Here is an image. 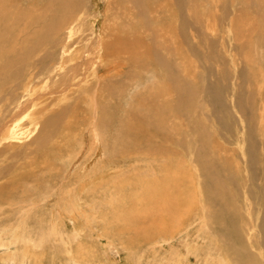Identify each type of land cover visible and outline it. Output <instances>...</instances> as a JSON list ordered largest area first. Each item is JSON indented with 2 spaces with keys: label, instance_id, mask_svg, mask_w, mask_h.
Masks as SVG:
<instances>
[{
  "label": "rangeland",
  "instance_id": "obj_1",
  "mask_svg": "<svg viewBox=\"0 0 264 264\" xmlns=\"http://www.w3.org/2000/svg\"><path fill=\"white\" fill-rule=\"evenodd\" d=\"M167 1L73 0L75 3L68 1L62 8L59 0H0V12L5 13L0 16V123L20 106L33 104L35 111L21 121L24 114L15 118L20 126L30 128L20 138L7 137L10 128L0 129V264H264V0H171L172 9L166 7ZM127 8L134 12L130 18ZM173 10V29L169 30L174 32L167 34L162 23L169 21ZM9 16L15 27L8 23ZM75 17L78 19L70 24ZM159 18L163 19L161 24ZM129 21L132 28L147 32L140 38L160 66L154 61L151 67L145 58L135 56V46L128 43L127 26L123 34H116L115 53L111 51L113 45H108V66L105 60H99L97 40L102 36L107 39L111 24L121 29ZM68 28L74 29L72 38L67 35ZM81 45H87L84 49L92 55L89 61L76 54L73 58L72 50ZM165 46L171 48L169 54ZM62 50L61 70L47 77L46 70L57 65ZM85 62V69H96L94 76L90 75L94 80L87 81L80 71ZM163 64L171 73L174 86L180 87L183 100L187 94L184 101L191 108L183 107L180 115L169 119L174 125L176 120H182L174 131L152 122L156 128L151 138L159 139L144 141L143 136H136L138 146L144 143L142 148L153 141L148 153L137 156L132 146H126L133 131L130 122L134 116L151 118V99L164 91L153 88L151 82H162ZM72 66L80 69H70ZM62 75H76L81 85L77 89L73 85L75 92L66 100H52L60 96V92L53 91ZM28 79L30 93L24 91L28 89L24 86ZM120 86L125 88V94L118 106L107 111L109 121L106 112H96L100 124L97 128L106 136L95 142L90 132L94 119L90 116L94 113L90 115L81 87L96 91L107 87L109 96L111 90ZM96 93L99 95L100 91ZM71 107L78 108L76 116L68 112ZM159 131L172 138L173 144L165 139L166 143H161L164 141ZM114 137L118 150L122 144L125 146L120 154L109 147ZM184 140L188 146L193 145L189 152L202 166V175L197 166L185 165L190 154L182 153V160L175 155L176 150L180 151L179 144L184 147ZM204 157L214 159L215 170L205 165ZM102 161L106 169L91 172ZM181 162L187 180L194 182L193 173L198 174L200 187L210 185L216 175L226 179V189H218L228 190L231 195L233 205L229 212L223 211L222 199L215 196L217 193L212 194L216 188L210 186L201 194L207 197L204 204L212 209H207L208 217L191 216L187 220L190 223L180 224L173 232L150 241L132 239L133 232L136 234L143 224V228L151 224L150 216L140 212L147 217V223L143 219L140 222L133 210V220L122 219V209L134 207V197L141 196L143 180L138 178L135 186H128L123 180L116 188L111 186L114 178L138 166L157 177L162 169ZM89 174H93L91 179L82 178ZM192 184L187 183L195 192ZM188 201L180 207L187 209ZM130 221L134 224L129 226Z\"/></svg>",
  "mask_w": 264,
  "mask_h": 264
},
{
  "label": "bare ground",
  "instance_id": "obj_2",
  "mask_svg": "<svg viewBox=\"0 0 264 264\" xmlns=\"http://www.w3.org/2000/svg\"><path fill=\"white\" fill-rule=\"evenodd\" d=\"M6 1V0H5ZM60 2H59V4L58 5H60L62 8L63 7H65V6H67L66 5V3L69 1V3L71 4V3H75V2H73V0H59ZM133 1H135V0H133ZM144 1H146V0H144ZM165 1V0H164ZM178 1V0H177ZM180 1V0H179ZM142 2H143V0H142ZM151 2V1H150ZM6 3V2H5ZM153 3V2H152ZM166 3V2H165ZM174 3H175V1H174ZM107 4V3H106ZM127 4H129V3H127ZM133 4H135L134 2H133ZM137 4V3H136ZM176 4V3H175ZM131 5V4H130ZM129 5V6H130ZM134 6V5H133ZM143 6H144V4H143ZM169 7L170 9H172L173 8V6H172V2H171V0H168L167 1V4H166V7ZM4 7V6H3ZM179 7V6H178ZM189 6H187V8H188ZM69 8H72L71 6L69 7ZM131 8V7H130ZM130 8H127L128 10V17L131 15V17H132V14L134 13H132V11H131V9ZM163 8H165V5L163 6ZM186 8V9H187ZM73 9H75V7L73 8ZM133 9V8H132ZM189 9V8H188ZM187 9V10H188ZM10 10V9H9ZM2 11V10H1ZM12 11V10H11ZM15 11V10H14ZM178 11V10H177ZM177 11L175 12V13H177ZM186 11V10H185ZM18 11H15V14L16 15H18V16H20L19 15V13H17ZM149 12V11H148ZM151 12H154V10L153 11H151ZM150 12V14H152ZM169 12V11H168ZM67 13V12H66ZM147 13V12H146ZM148 14H146V16H147ZM0 16H5V13H3V12H0ZM8 16V15H7ZM14 16V15H13ZM150 16V15H149ZM10 17V16H9ZM174 17V10L172 11V13L170 14V17H169V21L168 22H166L165 24L164 23H162L161 21L163 20H161L160 21V18H159V21L160 22H158V24H161L162 23V26H163V28H162V30L164 31V33H173L174 31H170L169 30V28H171L170 26V23H171V18H173ZM104 18H106V17H104ZM130 18V17H129ZM162 18V17H161ZM3 19V18H2ZM78 19V17H75L74 19H71L70 20V24H74V22L76 21ZM9 20V19H8ZM136 20V19H135ZM3 21V20H2ZM13 21L14 20H12V16L10 17V21L8 22V23H12V26L13 27H15L14 25H13ZM60 21V20H59ZM104 21V20H103ZM102 21V22H103ZM143 21V20H142ZM109 22V21H108ZM108 22H107V24H108ZM130 22L131 21H129V24H125V26H123V27H121V29L114 23V24H111L110 26H113V27H111V29L109 30V32H108V37H106L107 39H103V36L101 37V38H99L100 40H97L98 41V45L96 46L95 45V47H96V49L99 51V60L101 59V60H105L106 61V63H107V66H108V64H109V62L110 61H108L107 60V56L109 55V52H110V50L108 49V45L109 44H111V46L113 45V49L111 48V51L113 50L114 52L113 53H115L116 52V50H118V48L116 47V39H117V33H121V34H123L124 33V31H125V27L127 26L128 27V30L126 29V31H127V36L128 37H130V39L128 38V43H130L132 46H135L134 47V54H135V56H137L138 55V57L137 58H139V57H143V58H145V60H147L150 64H151V67H153V65H154V61L156 62V64L157 65H159L158 63H157V59L158 58H155V57H153V54H152V52L147 48V45L145 44V43H143V39L141 40V38H140V36L141 35H143V34H146L147 35V32L145 31L144 32V30H140V28H132L131 27V24H130ZM132 22H134L135 23V21H133V19H132ZM121 25H124L123 24V22H119ZM118 23V24H119ZM137 23V22H136ZM4 24V23H3ZM58 24L60 25V22H58ZM62 24H66V22L65 21H62ZM61 24V25H62ZM133 24V23H132ZM148 24V23H147ZM164 24V25H163ZM4 25H6L7 26V24H4ZM102 25H104V24H102ZM109 25V24H108ZM140 25V24H139ZM143 25V24H142ZM64 26V28L66 27L65 25H63ZM161 26V27H162ZM11 27V26H10ZM143 27V26H142ZM160 27V28H161ZM8 28H9V26H8ZM56 28V27H55ZM54 28V25L52 26V29H55ZM58 28V27H57ZM158 28V27H157ZM237 28V27H236ZM154 29H156V27H154ZM159 29V28H158ZM171 29H173V27L171 28ZM74 29L73 28H68V30H67V35H68V37H71L72 38V34H71V32L73 31ZM91 30V29H90ZM146 30V29H145ZM160 30V29H159ZM158 30V31H159ZM161 30V31H162ZM121 31V32H120ZM157 31V30H156ZM155 31V32H156ZM160 31V32H161ZM59 32V31H58ZM94 32V31H93ZM65 33H66V31H65ZM91 33V32H90ZM93 34V33H92ZM92 34H89L90 36L92 35ZM151 34H153L152 32H151ZM106 35V34H105ZM61 36H62V33L59 35V39H61ZM93 36V35H92ZM91 36V37H92ZM101 36V35H100ZM173 36H174V34H173ZM177 36V35H176ZM89 37V36H88ZM153 37V36H152ZM178 37V36H177ZM9 39H10V37H9ZM144 39H145V37H144ZM173 40H175V37H173L172 38ZM84 40H87L86 39V37H85V39ZM89 40V39H88ZM96 41V42H97ZM148 41H150V40H148ZM86 42V41H85ZM88 42V41H87ZM86 42V43H87ZM155 42H158V39L157 40H155ZM17 43V41L15 42V44ZM83 43V42H82ZM159 43H161V42H159ZM63 44V43H62ZM150 44V43H149ZM158 45V44H157ZM181 45V44H180ZM38 46V45H37ZM64 46V45H63ZM87 45H81V47H80V49H73L72 50V53H73V58H75L76 56H75V54L76 55H78V58H80V59H86V60H90V58L92 57V55H91V53H90V51H89V49H84L85 47H86ZM160 46V45H159ZM176 46V45H175ZM179 46V45H178ZM78 47V46H77ZM143 47H144V49H143ZM152 47V46H151ZM162 47V46H161ZM183 47V46H182ZM94 48V47H93ZM154 47H152V49H153ZM163 48H165V52H167V54H169L170 52H171V50H169V49H171V48H168L167 46H165V47H163ZM177 48V47H176ZM186 49V48H185ZM175 50V49H174ZM177 50V49H176ZM153 51V50H152ZM88 53H90L89 55H88ZM179 53H181V52H179ZM178 52H177V54H179ZM15 54V53H14ZM156 54V53H155ZM159 54V53H158ZM177 54H175V55H177ZM12 55V54H11ZM63 55H64V51L62 50L61 51V55L58 57V59H59V61L57 62V65H55V63H56V61L53 63V64H51V67H53L54 65V67L52 68V69H47L46 70V73L48 74L47 75V77H51V75H53V73H57V72H59L60 70H61V64H60V62L61 61H64V58H63ZM111 55V54H110ZM114 55V54H113ZM113 55H111V56H113ZM97 56V55H96ZM164 56V55H163ZM178 56V55H177ZM181 56V55H180ZM157 57V56H156ZM173 57H175V56H173ZM151 58H152V60H151ZM140 59H142V58H140ZM166 59V58H165ZM55 60V59H54ZM111 60V59H110ZM137 60H139V59H137ZM142 60H144V59H142ZM53 61V60H52ZM79 61V60H78ZM140 61V60H139ZM94 62H96V61H93L92 63H94ZM98 62V61H97ZM103 62V61H102ZM111 62H113V59L111 60ZM135 62H138V61H135ZM101 63V62H100ZM161 63V62H160ZM64 64V63H63ZM145 64H147V63H145ZM149 64V65H150ZM93 65V64H92ZM143 65H144V62H143ZM164 65V64H163ZM87 66H88V64H87V62H85L84 64H83V68L84 69H81L80 71L82 72L83 71V76H85L86 77V80L87 81H89L90 79L91 80H94L95 78H93V77H91V76H94V72H95V70L96 69H85V68H87ZM138 66V65H137ZM147 66V65H146ZM160 66V65H159ZM165 66V65H164ZM89 67H92V66H89ZM140 66H138V68H139ZM167 66H165V69H163L162 71H163V76H162V82L159 84V85H156V84H154V82L152 81L151 82V84H152V86H153V88H155V89H160V88H163L164 89V91L162 92V93H160V94H157V95H154L153 97H152V99H151V105H152V107H153V114H152V116H151V118H149V119H139V118H137V116H134L133 117V119L131 120V122H130V126L132 127V129H133V131H132V133H131V138H130V140L126 143V146H132L133 147V150H134V153L137 155V156H140V154L143 152V153H148L149 151H150V147H151V144L153 143V141H155V140H157V139H159V138H151V137H153L154 135H155V133H154V131H155V128H156V126H155V124L158 126V127H160L161 129H166L167 131H174V130H176V128H178L179 126H180V122L182 121V120H176V123H175V125L173 124V123H171L170 122V120L169 119H171V121H172V118L173 117H177L178 115H180L181 114V108H183V107H187V108H191V106L189 105V104H187V103H185V101H187V99H188V96H187V94L185 93L184 94V100H183V98L180 96V87H176V86H174V81H173V78H172V75H171V73H168V70H167V68H166ZM96 68V67H95ZM142 68V67H141ZM186 68V67H185ZM70 69H80V67H78V66H72ZM143 69V68H142ZM150 69V68H149ZM86 70H88V73L86 72ZM152 70V69H151ZM152 71H154V69L152 70ZM161 71V72H162ZM185 72V71H184ZM153 73V72H152ZM155 73V72H154ZM91 75V76H90ZM152 77H153V79H152V77H151V79L152 80H156V78H155V76H154V74H150ZM181 75V74H180ZM174 77V76H173ZM186 77V76H185ZM133 79H135V77L133 76L132 77ZM132 79V80H133ZM160 79V80H161ZM181 79V78H180ZM184 79V78H183ZM189 79V78H188ZM136 80H137V78H136ZM180 81V80H179ZM181 82H182V80H181ZM184 82V81H183ZM30 83V79H28V83L27 84H24V86H27L28 84ZM180 83V82H179ZM57 84L59 85L58 86V88L55 90V91H53V92H60V96L59 97H53V98H51L52 100H57V101H60L61 99L62 100H66L67 98H68V95H70L71 93H73V92H75V90H74V88L72 87L73 85L76 87L75 89H77V87H79L80 85H81V80H79V77H76V75H72V76H65V75H62L60 78H59V81L57 82ZM181 84V83H180ZM185 84V83H184ZM23 86V87H24ZM88 86H90V85H88ZM181 86V85H180ZM186 86V85H185ZM93 87V86H92ZM121 87V86H120ZM120 87H117V88H120ZM125 87V86H124ZM187 87H189V86H187ZM26 88H28V89H25V87H24V91L25 92H27V93H30V90H31V88L29 87V86H27ZM82 89H83V99H84V101L85 100H87V104L90 106V111H89V113H90V115L92 114V113H94L93 115H91L90 117H94V119H91V123L92 124H90V126H91V133H92V135L94 136L93 138H94V141L96 142V140H97V138L99 139V137H101V136H106V134H104V132L101 130V129H98L97 127L100 125L99 124V122L98 121H96V119L97 118H95V116H96V112H99V113H105L106 112V118H107V120H108V115H107V111H111V110H113L116 106H118L119 105V103H120V101H121V99H122V97L124 96V94H125V88H123V87H121V89H118L117 90V88L115 89L116 91H110V93H109V96H108V91H106V89H107V87H103V89H101V90H99L100 91V93H98L99 95H97V93L96 92H99V91H96L97 89H92V88H87V87H81ZM95 88V87H94ZM97 88V87H96ZM111 89V88H110ZM105 92H104V91ZM188 90V89H187ZM101 91H103L102 93V95H101ZM22 93V92H21ZM32 93V92H31ZM17 96V95H16ZM21 96V95H20ZM102 96H105L106 97V99L105 100H99V98L101 99V97ZM20 98V97H19ZM28 99V98H27ZM76 100V99H75ZM78 100H79V97H78ZM77 100V101H78ZM16 101V100H15ZM83 101V102H84ZM20 102V101H19ZM30 102H33V101H31V99H30ZM13 103V102H12ZM27 103H28V101H27ZM56 103V102H55ZM61 103H63V102H61ZM73 103H74V100H73ZM11 104V103H10ZM11 108V107H10ZM15 109V108H14ZM158 109H159V111H158ZM65 111H66V113H67V110L66 109H64ZM69 110L70 111H68V112H70L71 114H73V115H77V113H78V108L76 107V108H74V107H71V108H69ZM15 111V110H14ZM62 110H60V113H63V112H61ZM65 111H64V113H63V115H65ZM55 112V111H54ZM57 112V111H56ZM157 113V114H154V113ZM183 112V111H182ZM185 112V111H184ZM12 113V112H11ZM60 113H59V115H60ZM18 114H24V116L22 117V118H20V121L22 120V119H26L27 118V116H29L30 114H35V111H34V108H33V104H31V107H27L26 105H24V106H20V109H18V111L17 112H13V114H12V116L8 119V120H6L4 123H0V129H4V128H10L9 130H8V134H9V136H7V137H12L14 140H15V138L17 137V138H20L21 136H19V135H22V134H24V133H28L29 131H30V128L29 127H22V126H20L21 124H18V122H16V120H15V118L18 120V118H17V115ZM187 114V113H186ZM53 115V114H52ZM66 115H70V114H66ZM84 115V114H83ZM71 116V115H70ZM75 116H74V120L75 121H77L76 120V118H75ZM104 116V117H105ZM170 116V118H168ZM51 117V116H50ZM67 117H69V116H67ZM78 117H79V114H78ZM83 117V116H82ZM85 117V116H84ZM186 117V116H185ZM187 117H188V115H187ZM48 118V117H47ZM55 118H57L56 117V115H55ZM80 118V117H79ZM191 118V117H190ZM31 119H32V117H29L28 118V120L29 121H31ZM65 119V118H64ZM69 119V118H68ZM99 119V118H98ZM48 120H50V119H48ZM56 120V119H55ZM66 120V119H65ZM154 120H156V121H154ZM52 121V120H51ZM109 121V120H108ZM190 121H191V119H190ZM57 122V121H56ZM66 122V121H65ZM73 122V121H72ZM78 122H79V120H78ZM152 122H154V123H152ZM31 123H33V124H35V121H31ZM67 124L69 123V122H66ZM75 123V122H74ZM37 124V123H36ZM43 124V123H42ZM44 124H45V122H44ZM51 124V123H50ZM73 124V123H72ZM47 125V124H46ZM188 125V124H187ZM192 125V124H191ZM108 126H109V123H108ZM107 126V127H108ZM200 126V125H199ZM44 127V126H43ZM46 127V126H45ZM120 127H121V125H120ZM17 128L19 129V132L17 131ZM54 128V127H53ZM122 128V127H121ZM193 128V127H192ZM47 129V128H46ZM49 129H50V127H49ZM55 129V128H54ZM53 129V130H54ZM58 129V128H57ZM75 130V129H74ZM118 130V129H117ZM54 131H56V130H54ZM77 131V130H76ZM75 131V132H76ZM101 131V132H100ZM50 132V131H49ZM60 132V131H59ZM64 132V131H63ZM65 134H67V129H66V131L64 132ZM159 133H160V138H161V140H163L164 141V139L165 140H167V141H169V144H173V141H172V138H170V137H166V135H165V132H163V131H159ZM7 134V135H8ZM61 134V133H60ZM114 134V133H113ZM112 134V135H113ZM117 134V133H116ZM141 134V135H140ZM56 136H58L57 134H55ZM75 135V134H74ZM115 135V134H114ZM119 135V134H118ZM117 135V136H118ZM143 136L144 137V141H148L149 139L150 140H153V141H151L150 142V145H148L147 147L145 146V147H140V146H143L144 145V143L142 144V145H139L138 146V141H137V139H135L136 138V136ZM50 136V135H49ZM51 136H53V135H51ZM63 136V135H62ZM138 136V137H139ZM3 137H5V136H3ZM2 137V138H3ZM7 137H5L6 138V140H7ZM68 137V136H67ZM119 137V136H118ZM137 137V138H138ZM159 137V136H158ZM16 138V139H17ZM53 138V137H52ZM64 138V137H63ZM66 138V137H65ZM108 138V137H107ZM112 138H113V136H112ZM111 138V139H112ZM141 138V137H140ZM50 139V138H49ZM67 139V138H66ZM117 138H115L114 137V141L112 142V145L110 146L109 145V147H111L112 148V151L113 152H117V153H121L120 152V150L122 149V148H124L125 146H123V144L121 145L122 147L118 150V148H117V145L119 144V143H117V140H116ZM205 139V138H204ZM3 140V139H2ZM5 140V139H4ZM65 140V139H64ZM101 140V139H100ZM104 140L106 141L107 139L104 137ZM179 140V139H178ZM57 141H58V139H57ZM121 141V140H120ZM140 141V140H139ZM205 141V140H204ZM1 142V141H0ZM52 142V141H51ZM50 143V142H49ZM67 143H69V142H67ZM71 143V142H70ZM108 143H109V141H108ZM161 143H166L165 141L164 142H161ZM200 143V142H199ZM201 143H202V141H201ZM35 144V143H34ZM110 144H111V142H110ZM57 145H59V144H57ZM99 144L98 143H96V146H98ZM125 145V144H124ZM55 146V145H54ZM120 146V145H119ZM181 146L182 145H180L179 144V149H180V151L179 152H177V150L175 151V155L177 156V157H179V159L180 160H182L183 159V155H182V153H188V154H190L191 155V153L189 152V146H188V144L185 142V140H184V147H182L181 148ZM193 146V145H192ZM192 146H190V147H192ZM195 146V145H194ZM46 147H48V145L46 146ZM213 147V146H212ZM64 148V147H63ZM7 149V148H6ZM106 150H107V148H106ZM109 150V149H108ZM211 150V149H210ZM111 151V152H112ZM208 151V150H207ZM40 152V151H39ZM203 153L204 152H206L205 150L204 151H202ZM197 153V152H196ZM210 153V152H209ZM102 154V153H101ZM206 154V153H205ZM38 155V154H37ZM41 155V154H40ZM68 155V154H67ZM187 155V154H186ZM209 155V154H208ZM207 155V156H208ZM211 156H212V153L210 154ZM113 156H114V154H113ZM120 156V155H119ZM118 156V157H119ZM195 156V155H194ZM203 155L201 154V156H198V158L199 157H202ZM206 156V157H207ZM39 158H40V156H38ZM48 157V156H47ZM46 157V158H47ZM53 157V156H52ZM122 157V156H121ZM124 157V156H123ZM206 157H204V158H202V160L203 159H205L204 161H206L207 160V158ZM210 157V156H209ZM111 158H112V156H111ZM195 158V157H194ZM193 157H192V155L189 157V159L188 160H186V163H185V165L187 166V167H190V164H192L193 166H197V169L199 170V172L201 173V175H202V166L200 165V163L198 164L197 162H196V160L194 159ZM197 158V159H198ZM122 159H124L123 161H125L126 160V158L124 157V158H122ZM49 160V159H48ZM121 160V159H120ZM47 161V160H46ZM46 161H44V162H46ZM99 161H101L100 159H99ZM217 162V161H216ZM52 164V163H51ZM84 164V163H83ZM87 164V163H86ZM120 164H123V163H120ZM119 164V165H120ZM182 164H184L183 162H181V163H178L176 166H174V167H172V166H169V167H167V168H164V169H162V174L161 175H159V176H157V177H155V176H151V174H149V172H148V170H144V171H142L141 170V167L140 166H138L137 168H133L132 170H127L124 174L125 175H121L119 178H116L115 176H113V177H115L117 180L115 181V178H114V182H112L111 183V186L112 187H115L116 186V188H118L119 187V184H120V182H122L123 180H126V182H127V184H128V186H135V183L137 182V180H138V178H141L143 181H142V187H141V196H139V197H134V207H129L128 209H122V217H124V218H122L125 222H128L129 220H131L133 217H135V215L134 214H132V210L134 211V213L135 214H137V216H138V220L140 221V222H142V219L144 220V221H146V218L147 217H143V214H145V215H147L149 218H148V220H149V223H151V224H149V227H147V228H143L144 226H145V224H143L144 226H142V229L140 230V228L137 230L138 232L137 233H139V234H135V232H133L134 231V229H132L131 227V230H132V232H133V234L131 235V237H132V239H143V240H152L153 238H156L157 236H159V235H164L165 236V234H167L166 232H169V231H172L173 232V230L174 229H176L177 227L179 228V227H181V226H179L180 224L181 225H184V224H186L187 223V220L191 217V218H193V217H202V216H207L208 215V212H207V209H210L209 208V206H206L204 203H205V201H207V197H205L204 195H201L203 192H204V190H209V189H211V188H216V189H214V192L212 193V194H216L215 196H219L221 199H222V203L225 205V210H223V211H227L228 210V208L229 207H232V205H233V203H232V198H231V195H230V193L228 192V190H226V191H221L220 189L221 188H225V185H226V179L225 178H220V177H217V175H216V178H214V179H212V183L210 182V185L208 184V186H204V187H200L199 186V184H200V180H198V174L196 175L195 173H193L194 174V176H195V179H194V177H193V180H195L194 182H191V181H189V180H187V175H186V172H185V169L182 171ZM206 166H209V168L211 169V171L212 170H215L214 169V167L217 165V164H215V166H214V159L213 160H210V158H209V160H207L206 161V164H205ZM106 166V164L104 163V161H102V162H99L98 164H97V167L96 168H94V169H92V171L91 172H94L95 170H101V168H104ZM129 167V166H128ZM184 167V166H183ZM217 167V166H216ZM192 168H194V167H192ZM226 168V167H225ZM105 169H106V167H105ZM116 169V168H115ZM117 169H118V167H117ZM190 169V168H189ZM236 169V168H235ZM190 170H192V169H190ZM189 170V171H190ZM223 171V170H222ZM227 172V171H226ZM86 173V172H85ZM95 173V172H94ZM98 173V172H97ZM119 173H120V171H119ZM118 172H117V174H119ZM122 173V172H121ZM130 173H132V175H130ZM199 173V174H200ZM209 173V172H208ZM220 173V172H219ZM188 174V173H187ZM205 174H206V172H205ZM86 175V174H85ZM114 175H116V174H114ZM139 175H141L140 177H136V176H139ZM119 176V175H118ZM189 176H191V174H189ZM90 177H93V174L91 175V174H89V176H87V177H84V175L82 176V178H84L85 180H89V178ZM81 178V179H82ZM91 179V178H90ZM110 179V178H109ZM111 179H113L112 177H111ZM192 179V178H191ZM82 181V180H81ZM228 182V181H227ZM115 185H114V184ZM187 183H193L192 185L194 186L195 185V188H196V190H195V192L193 191L194 189H192L190 186H188L187 185ZM202 183V182H201ZM206 183V182H205ZM210 186H212L211 188H210ZM111 187V188H112ZM218 188H220V189H218ZM223 188V189H224ZM226 189V188H225ZM203 191V192H202ZM211 191V190H210ZM207 192V191H206ZM206 194V193H205ZM186 196H188V197H186ZM211 197H212V195H211ZM189 200V201H188ZM189 202L187 205H188V207H187V209H185L184 210V205H183V207H180V205L182 204V203H186V202ZM216 201V200H215ZM139 202V203H138ZM208 202V201H207ZM220 202H221V200H220ZM218 204H220V203H218ZM223 205V206H224ZM138 206V207H137ZM223 206H222V208H223ZM183 208V209H182ZM186 208V207H185ZM220 209V208H219ZM230 209V208H229ZM210 210H212V209H210ZM232 210V209H231ZM124 212V213H123ZM140 212L141 213H143V214H141L140 215ZM216 212V211H215ZM227 212H229V211H227ZM207 213V214H206ZM214 214H216V213H214ZM131 215L133 216V217H131ZM218 216V214L216 215V217ZM208 217V216H207ZM119 218V220H121V216L120 217H118ZM210 218V217H209ZM214 219H215V217H214ZM218 219H220V218H218ZM118 220V219H117ZM118 220V221H119ZM133 220V219H132ZM208 220V219H207ZM209 220H211V219H209ZM131 222V221H130ZM128 223L129 224V226H130V224L132 225V224H134V223H132V222H134V221H132L131 223ZM121 224H122V221L120 222ZM135 223H136V220H135ZM146 223H147V221H146ZM188 223H190V222H188ZM187 223V224H188ZM210 223V222H209ZM147 226H148V224H146ZM139 226V225H138ZM137 226V227H138ZM134 227H135V225H134ZM136 227V228H137ZM146 227V226H145ZM148 228H150V229H148ZM163 239V238H162ZM142 240V241H143ZM148 241V242H149Z\"/></svg>",
  "mask_w": 264,
  "mask_h": 264
}]
</instances>
